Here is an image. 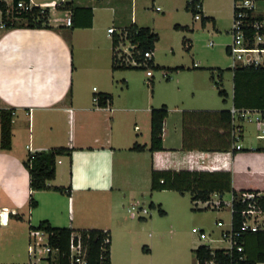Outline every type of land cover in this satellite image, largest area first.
I'll return each instance as SVG.
<instances>
[{"label": "crops", "instance_id": "0c3cea01", "mask_svg": "<svg viewBox=\"0 0 264 264\" xmlns=\"http://www.w3.org/2000/svg\"><path fill=\"white\" fill-rule=\"evenodd\" d=\"M31 1L37 5L48 2ZM63 1L92 7L93 25H67L69 10L58 7L51 9L50 28L0 26V109H15L13 147L0 149V243L7 234L10 240L29 242L30 217L32 222L37 214L39 223L47 220L55 227L109 230L111 264H116L120 259L116 234L130 231L125 215L135 219L132 207H144L141 198L157 193L152 190L154 167L230 171L235 190L255 191L264 197V117L242 124L241 149L232 145L229 151L207 150L218 138L213 117L206 124L188 126L185 134V111H220L234 106L233 83L231 95L228 93L230 107H219L212 74L215 84L202 76L200 83L184 85L178 67L158 65L166 70L167 86L159 96V105H155L154 89L146 98L134 92L138 81L132 76V68L113 67L114 33H109L110 27L122 31L136 24L154 31L142 25L140 9L152 5L156 10L160 7L158 11L179 12L188 10L189 0ZM200 10V18L192 12L193 24L206 18L203 26H226L231 34L233 0H203ZM57 12L63 14L57 16ZM259 13L264 16V9L260 7ZM226 51L229 53L228 44ZM199 68L195 63L188 69L201 71ZM146 76L153 78L154 74L148 76L146 71ZM150 81L154 86L155 81ZM100 94L112 96L105 106L96 99ZM163 105L169 109L163 129L165 149L153 153L149 150L151 113ZM185 140L196 147L183 149ZM135 143L146 145V149L133 150ZM54 147L72 148L71 154L57 156L56 176L48 181L50 186L64 190L33 192L24 160L29 152ZM31 194L38 201L35 208L30 206ZM226 195L232 198L231 192ZM148 214L150 210L140 218ZM64 218L68 225H58ZM131 247L126 242V248ZM124 257L120 261L128 260ZM4 262L0 259V264ZM25 262L27 259L20 264Z\"/></svg>", "mask_w": 264, "mask_h": 264}, {"label": "trees", "instance_id": "16d2710c", "mask_svg": "<svg viewBox=\"0 0 264 264\" xmlns=\"http://www.w3.org/2000/svg\"><path fill=\"white\" fill-rule=\"evenodd\" d=\"M22 0H13L14 6ZM29 3L31 0H23ZM203 0H189L187 9L191 10L194 15L201 12L197 8V4H201ZM61 9L71 12L73 27H90L93 25V8L86 6L75 5L74 1H63L58 4ZM51 11L49 8H42L39 5H34L31 10H17L13 13L6 14L4 12L2 22L5 27H29V28H50L53 27L50 22ZM261 17V16H259ZM22 20V21H17ZM202 24H206V18L202 19ZM1 25V22H0ZM177 29L186 28L177 24ZM126 38H122L119 33H114L113 48H114V69L117 68H136L135 66L123 63L119 58L117 47L120 42L128 39L135 45L136 56H143L146 51L155 50L156 42L159 40L158 33L154 32L149 27H139L136 24H131L127 28ZM150 65H154L153 60ZM159 67V66H158ZM233 71V105L239 109H255L264 111V65H248L236 66ZM220 78L216 81L219 94L224 97V100L229 96L227 90L221 88L220 82L223 78L224 69H219ZM214 78V76H213ZM150 83H153L151 81ZM110 94H100L97 96L98 103L105 106L108 99H111ZM14 108L0 109L1 123V150H11L13 147V118ZM169 114V109L166 105L160 108H153L151 113V144L149 150L153 153L165 149L163 145V129L166 117ZM213 117V118H212ZM210 118L214 123L218 136L217 143L208 147L210 151H229L232 145H236L237 139L233 135L234 124L230 109L220 111H185L183 123L185 126V134L188 126L206 124ZM221 129L222 131L220 132ZM192 145H188L185 140L183 149H194ZM133 150H144L146 145L135 143L132 146ZM236 149V147L234 148ZM71 147H54L46 150L29 152L24 160L25 166L30 173L31 190L55 189L64 190L62 186H50L48 181L56 176V159L60 154H71ZM152 190H175L181 194L189 192L192 200L208 201L212 195L217 193L221 197L227 192H231L234 196V207L241 210L245 207L242 203V193L248 191H237L232 187V173L226 170H191V169H157L153 168L152 172ZM262 205L264 207V197H262ZM38 201L33 194L30 198V206L37 207ZM152 208L160 207V214H166V211L157 206L154 202L150 204ZM233 221L236 228L240 227L242 215L239 212L233 213ZM37 228H44L51 233L52 246L59 247L61 252L62 264L69 263L70 252V237L73 231L81 233L84 244L88 248V263L87 264H111V241L105 243L104 239L111 233L109 230L83 228L75 229L72 227H55L47 220L42 221ZM244 251L233 250L227 251L224 248H211L207 244L199 245L195 250V255L198 264H257L264 260V229L256 232H247L243 236Z\"/></svg>", "mask_w": 264, "mask_h": 264}, {"label": "rangeland", "instance_id": "374dc122", "mask_svg": "<svg viewBox=\"0 0 264 264\" xmlns=\"http://www.w3.org/2000/svg\"><path fill=\"white\" fill-rule=\"evenodd\" d=\"M50 1V0H37ZM61 2V0H57ZM82 1V0H81ZM259 7L264 9V0L259 1ZM63 13L57 12V16ZM139 17L146 26H150L158 33L159 40L156 42L154 65L149 67L132 68V76L138 81L134 92L139 96L145 97L152 95L154 89L156 99L155 105H159V96L163 93V88L167 85V77L164 75L163 67H178L181 70L179 75L181 83L190 85L200 83L202 76L214 83L211 74L216 81H219V69H224L223 78L220 82L221 88L227 90L231 95L233 77V59L226 51V46L232 41V35L227 31L226 26L220 28L213 24L202 25L201 20L194 22L192 11L186 9L179 12L158 11L156 7L150 6L139 10ZM22 21V20H17ZM181 24L186 28L177 29L175 26ZM120 31V29H118ZM213 42V44H211ZM200 67L201 71H190L188 68ZM203 67L210 69H205ZM151 69L154 77L147 78L146 71ZM150 79L155 81V85L150 83ZM215 84V83H214ZM154 87V88H153ZM217 105L229 108L231 96L224 100L216 89ZM158 107V106H157ZM226 202H230L231 196L224 197ZM151 201H155L157 206L161 204L166 214L159 212L160 207H150ZM144 207L150 210V214L145 219L134 217L130 220V214L124 217L129 228V232L116 234L117 254L120 258L116 264H196L194 248L201 244H209L213 248H224L229 245L226 241H220L221 228L217 226L219 219H224L227 223L232 218L229 206L220 208L207 207L204 203L192 200L190 193L184 195L172 191H157L154 197L147 195L141 198ZM129 220V221H128ZM32 223L39 224L38 216L35 214ZM58 225H68L65 220H58ZM204 230L215 241L209 238L201 239L193 229ZM28 240V237H27ZM126 242L132 244L131 250L126 248ZM28 242L20 240H10L8 234L0 243V259L5 264H20L28 260ZM127 257L124 255H126ZM128 258L127 262L120 261ZM26 263V262H25Z\"/></svg>", "mask_w": 264, "mask_h": 264}, {"label": "built area", "instance_id": "2783aa9c", "mask_svg": "<svg viewBox=\"0 0 264 264\" xmlns=\"http://www.w3.org/2000/svg\"><path fill=\"white\" fill-rule=\"evenodd\" d=\"M259 1L260 0H233L234 2V17L231 27L232 41L228 44L229 54L233 59V67L236 66H248V65H264V16L259 13ZM56 0L43 2L38 4L42 8L56 9L58 4ZM34 4L32 1L26 3L25 1H19L17 6H14L13 0H0V26H5L2 22L4 12L6 14L13 13L14 9L17 10H31ZM201 4H197V8H200ZM161 9L160 7L157 8ZM261 16V17H259ZM197 18L201 15L198 13ZM65 22L67 25H72L71 12L66 17ZM109 33H119L122 38H126L127 30L123 29L118 31L114 26L109 28ZM213 44V42H211ZM135 45L128 39L120 42L117 47L119 52V58L123 63L135 66V67H149V63L153 60L154 51L149 50L144 53L143 56H136ZM148 76H152L151 69H147ZM151 82V81H150ZM96 99H98L96 97ZM233 117L234 131L233 135L237 139L236 148L241 149L242 146L239 143L242 135V124L245 121H260L264 117V111L255 109H239L233 106L230 109ZM242 203H245V207L238 210L234 207V196L230 202H226L224 196L216 194V197H212L208 201H198L204 203L207 207L220 208L229 206L232 213L231 220L227 223L224 219L217 221V226L221 228L220 241H226L228 246L224 247L229 252L238 250L244 251L243 236L247 232H256L264 227V207L262 205V196L255 191L243 192L241 196ZM196 202V203H198ZM239 212L242 215V222L239 228H236L233 221V213ZM148 213V208L133 206L131 211L132 217H141L143 214ZM29 227V242H28V260L25 264H62L61 252L59 247L52 246L51 233L44 228H37L31 222ZM194 232H197L201 239H207L210 236L202 229L194 228ZM210 241L215 240L209 238ZM111 241L107 236L104 239L105 243ZM209 245V244H207ZM213 248L211 245H209ZM88 248L84 244L81 233L73 231L70 237V252L69 263L70 264H87L88 263ZM257 264H264V260Z\"/></svg>", "mask_w": 264, "mask_h": 264}]
</instances>
